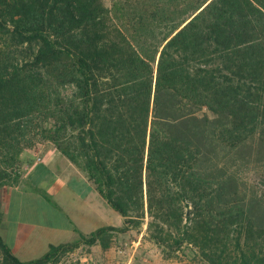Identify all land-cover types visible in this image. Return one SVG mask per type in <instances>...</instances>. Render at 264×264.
Segmentation results:
<instances>
[{
    "label": "trees",
    "instance_id": "16d2710c",
    "mask_svg": "<svg viewBox=\"0 0 264 264\" xmlns=\"http://www.w3.org/2000/svg\"><path fill=\"white\" fill-rule=\"evenodd\" d=\"M39 142L123 222L24 260L1 232L3 189L30 182ZM250 168L264 179V0H0V264H56L146 222L165 257L264 264Z\"/></svg>",
    "mask_w": 264,
    "mask_h": 264
},
{
    "label": "crops",
    "instance_id": "0c3cea01",
    "mask_svg": "<svg viewBox=\"0 0 264 264\" xmlns=\"http://www.w3.org/2000/svg\"><path fill=\"white\" fill-rule=\"evenodd\" d=\"M43 145L49 146L48 143ZM50 146L51 148L43 155V161L36 163L24 175L30 182L21 180L19 184L9 187L4 200L5 214L1 232L14 252L24 260L39 257L33 255L37 250H42L43 255L51 244L73 241H63L60 236H70L71 233L76 239L79 237V232H82V227L87 226L90 222L97 224L94 230L102 224L121 225L123 222L121 218H119V222L115 223L99 220L102 213L105 216L106 212L100 205L92 203V199L99 200L92 189V184L57 147L53 144ZM29 157L31 158V156ZM74 181L82 182L89 190L86 191L84 198L79 196L77 209L74 208L70 211V197L76 193ZM33 185L37 186L39 190L34 189ZM54 199H58L59 204L62 201L65 202L68 211L54 203ZM27 209H33L34 212L43 215H50L54 220L46 223L24 221L22 218ZM110 213L114 215L115 212L110 211ZM95 245L100 246V244ZM82 259V264H93L90 260L93 259L90 253L85 254Z\"/></svg>",
    "mask_w": 264,
    "mask_h": 264
},
{
    "label": "rangeland",
    "instance_id": "374dc122",
    "mask_svg": "<svg viewBox=\"0 0 264 264\" xmlns=\"http://www.w3.org/2000/svg\"><path fill=\"white\" fill-rule=\"evenodd\" d=\"M44 143L47 142H39L34 147L28 150V153L31 158H34L35 160L37 156L40 155L43 157V155H45V152L49 148H51L50 144L52 145V143H48L49 146H44ZM242 156L244 158H249V165L251 164L252 166V164H255V157H250V155L247 153H243ZM252 161L253 163H251ZM24 172L25 175L27 172L26 168L24 169ZM241 179L242 188H245V190H241V197H245V195L249 196L252 193L255 194V191H260L263 193L264 179L259 176V174L256 175L254 173V170L253 172H251V168L248 170L246 169L241 171ZM254 180L257 182H255ZM73 184L76 187V193H74V195L70 197V211H72L74 208L77 209L79 205V196L84 198L86 191L89 190L87 189L86 185L80 181H74ZM92 189L94 190V193L99 197V200L92 199V203L100 205L101 208L106 212L105 216L102 213L101 217H99V220L106 222L112 221L113 223L119 222V218L123 220V216L107 203V201L93 187V185ZM8 190L9 187H4L3 189L4 200L6 198ZM53 202L60 205V207H62L64 210L68 211V206L64 204L65 202L62 201L59 204L58 199H54ZM110 211L115 212L114 215H111ZM12 217H14V215H12ZM22 219L24 221H43V223L54 220L52 216L36 213L33 209H27L24 212ZM96 225V223L92 224V222H90L87 226L82 227V232L89 233L94 230V227H96ZM146 234L147 222L144 223L141 229L132 228L128 232L117 234L113 239L112 245L107 248V250H103L101 245L97 246L83 244L80 247L76 248L74 251L63 255L61 260L56 264H82V257L88 253H90L91 257L93 258L90 259L93 264H208L205 260H203L201 257L197 256L193 251H191L190 248H185L184 251H179L177 254L171 257H165L161 247L157 245L154 241L149 239ZM60 239H62L63 241H69L74 240L75 236L70 233V236L63 235L60 236ZM42 253V250H37L34 252L33 255L40 256L42 255Z\"/></svg>",
    "mask_w": 264,
    "mask_h": 264
},
{
    "label": "built area",
    "instance_id": "2783aa9c",
    "mask_svg": "<svg viewBox=\"0 0 264 264\" xmlns=\"http://www.w3.org/2000/svg\"><path fill=\"white\" fill-rule=\"evenodd\" d=\"M41 161H43V157L42 156H37L35 160H31L26 162L25 164V168L27 170H29L30 168H32L36 163H40Z\"/></svg>",
    "mask_w": 264,
    "mask_h": 264
}]
</instances>
